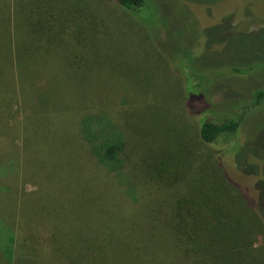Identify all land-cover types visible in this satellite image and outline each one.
<instances>
[{
  "label": "trees",
  "instance_id": "16d2710c",
  "mask_svg": "<svg viewBox=\"0 0 264 264\" xmlns=\"http://www.w3.org/2000/svg\"><path fill=\"white\" fill-rule=\"evenodd\" d=\"M146 1L0 0V264H264V219L223 162L242 116L191 108L210 76L176 60L179 102L75 91L83 71L117 81L98 73L99 10L145 31ZM53 71L69 73L64 98L43 86ZM263 101L262 89L250 109Z\"/></svg>",
  "mask_w": 264,
  "mask_h": 264
},
{
  "label": "rangeland",
  "instance_id": "374dc122",
  "mask_svg": "<svg viewBox=\"0 0 264 264\" xmlns=\"http://www.w3.org/2000/svg\"><path fill=\"white\" fill-rule=\"evenodd\" d=\"M99 15L100 31L108 37L106 51L101 50L98 57L107 65L99 66L98 73L117 81L113 84L97 78L96 69L83 71L80 74L87 78V84L78 83L75 91L98 95L115 86L116 91L127 90L131 96L158 92L166 101L175 95L174 102H179L178 79L173 75L176 60L189 64L198 79L210 76L205 88H192L201 96L190 101L191 108L196 113L206 108L216 120L242 116L238 143L223 162L228 178L264 219V101L259 108L250 109L255 93L264 90V0H147L138 12L145 31L127 12L114 13L102 7ZM44 77L43 86L55 97L64 98L72 92L71 87L60 85H64L63 80L70 81L69 73L58 77L53 71ZM125 79H129L128 86ZM41 90L37 86L35 95ZM190 119L197 125L199 118ZM28 125L24 129L29 134ZM6 128L4 124V138H0L4 145L8 140ZM44 144L37 139V147ZM31 147H26L29 156ZM6 158L8 155L0 153L2 161Z\"/></svg>",
  "mask_w": 264,
  "mask_h": 264
}]
</instances>
